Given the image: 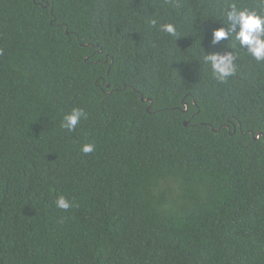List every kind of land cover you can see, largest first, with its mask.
I'll list each match as a JSON object with an SVG mask.
<instances>
[{"label": "trees", "instance_id": "16d2710c", "mask_svg": "<svg viewBox=\"0 0 264 264\" xmlns=\"http://www.w3.org/2000/svg\"><path fill=\"white\" fill-rule=\"evenodd\" d=\"M231 3L264 14L0 0V264H264V61L236 47L220 82L203 59Z\"/></svg>", "mask_w": 264, "mask_h": 264}, {"label": "clouds", "instance_id": "9594fccd", "mask_svg": "<svg viewBox=\"0 0 264 264\" xmlns=\"http://www.w3.org/2000/svg\"><path fill=\"white\" fill-rule=\"evenodd\" d=\"M264 3V0H261ZM225 19L221 20L222 26L212 32L211 43L220 44L221 41H232L231 50L223 54L219 52L204 53L205 63L210 64L212 72L217 80L224 82L235 73L234 50L239 47L247 52L257 62L264 61V14L255 10L241 9L236 3L228 5L225 12ZM162 32L170 35L175 34V27L172 24L160 26ZM86 117L80 108H73L69 114L63 117L61 127L68 132L75 131L77 125ZM94 150L93 145H83L81 151L85 154ZM55 206L61 210H68L72 207L71 202L64 196H59L55 200Z\"/></svg>", "mask_w": 264, "mask_h": 264}, {"label": "water", "instance_id": "95a60500", "mask_svg": "<svg viewBox=\"0 0 264 264\" xmlns=\"http://www.w3.org/2000/svg\"><path fill=\"white\" fill-rule=\"evenodd\" d=\"M186 111V110H185ZM184 125H187V122L184 123ZM259 136L257 135L256 138H258Z\"/></svg>", "mask_w": 264, "mask_h": 264}]
</instances>
